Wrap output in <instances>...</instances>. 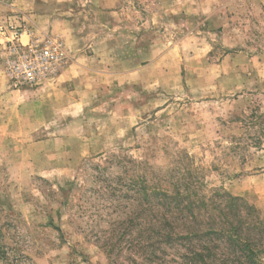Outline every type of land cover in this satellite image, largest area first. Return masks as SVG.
<instances>
[{"label": "rangeland", "instance_id": "374dc122", "mask_svg": "<svg viewBox=\"0 0 264 264\" xmlns=\"http://www.w3.org/2000/svg\"><path fill=\"white\" fill-rule=\"evenodd\" d=\"M119 1L0 0L4 18L62 39L69 63L101 55L127 74L82 112V137L65 150L34 144L29 116L0 129V244L15 264H111L97 240L138 203L132 180L172 185L188 162L204 183L198 192L223 188L264 211V0ZM92 33L106 39L98 52ZM3 43L6 107L18 88ZM12 112L3 118L16 121Z\"/></svg>", "mask_w": 264, "mask_h": 264}, {"label": "trees", "instance_id": "16d2710c", "mask_svg": "<svg viewBox=\"0 0 264 264\" xmlns=\"http://www.w3.org/2000/svg\"><path fill=\"white\" fill-rule=\"evenodd\" d=\"M176 174L172 185L132 180L138 203L97 240L110 263L264 264V211L223 188L198 192L190 162ZM10 255L0 244V264Z\"/></svg>", "mask_w": 264, "mask_h": 264}, {"label": "crops", "instance_id": "0c3cea01", "mask_svg": "<svg viewBox=\"0 0 264 264\" xmlns=\"http://www.w3.org/2000/svg\"><path fill=\"white\" fill-rule=\"evenodd\" d=\"M109 7H114L119 4V0H105ZM97 4V3H96ZM103 5V2H101ZM105 6V5H103ZM30 16L37 19H44L45 26L55 31V26H59L56 32L62 36H70L71 28L68 24L61 25L55 22V16L44 12H35V9H30ZM34 12V13H33ZM38 26V25H37ZM42 28V27H40ZM102 34V33H101ZM104 34H90L93 36L92 42H88L93 50L98 52L101 50L104 40ZM108 44V43H107ZM99 48V49H98ZM72 56L77 54L84 56L77 49H72ZM95 62L90 65L73 61L66 65L61 73L57 75L52 82L41 84L34 87H24L23 89H13L9 95L16 100L10 106L0 105V129L3 126L9 127L12 125H20L19 121L25 116L31 117L32 122L35 121V127L28 134H31V140L36 145L48 146L50 150L66 149V143L70 140H80L82 129L87 124L81 115L83 111H93L95 105L102 101L108 100L110 97L103 96V89L108 86L116 85V81H124L126 73L116 72L108 68L106 65V57L96 55ZM86 58V56H84ZM81 59V58H80ZM89 62V60H88ZM139 71L138 67L137 70ZM9 80V79H8ZM126 81V80H125ZM10 83V82H9ZM4 98L2 89L0 90V103ZM97 101V102H96ZM92 102V103H91ZM96 102V103H94ZM91 104V105H90ZM5 111H15L17 120H9L3 118ZM31 111V112H30ZM3 112V113H2ZM12 112V117L15 116ZM15 122V123H13ZM38 123V125H36ZM9 124V125H8ZM17 129H22L19 126ZM31 132V133H30ZM23 137L25 135L23 133ZM23 138H20V140ZM26 145V144H25ZM89 148V147H87ZM59 152V151H58Z\"/></svg>", "mask_w": 264, "mask_h": 264}, {"label": "built area", "instance_id": "2783aa9c", "mask_svg": "<svg viewBox=\"0 0 264 264\" xmlns=\"http://www.w3.org/2000/svg\"><path fill=\"white\" fill-rule=\"evenodd\" d=\"M27 35V41H24ZM6 72L13 88L34 87L53 81L69 63L65 42L44 31H35L0 15Z\"/></svg>", "mask_w": 264, "mask_h": 264}]
</instances>
